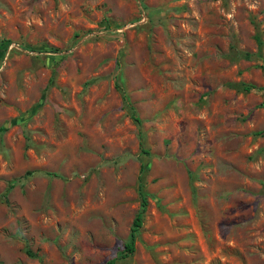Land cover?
<instances>
[{"label": "rangeland", "instance_id": "obj_1", "mask_svg": "<svg viewBox=\"0 0 264 264\" xmlns=\"http://www.w3.org/2000/svg\"><path fill=\"white\" fill-rule=\"evenodd\" d=\"M0 52V264H105L139 177L114 264H264V0H0Z\"/></svg>", "mask_w": 264, "mask_h": 264}, {"label": "trees", "instance_id": "obj_2", "mask_svg": "<svg viewBox=\"0 0 264 264\" xmlns=\"http://www.w3.org/2000/svg\"><path fill=\"white\" fill-rule=\"evenodd\" d=\"M6 47H7V45H5L2 48V55L5 52ZM0 54H1V52H0ZM248 88H249V86L246 87V89H248ZM123 99L126 101L125 95H123ZM131 117L136 122H140V119L138 118V116L135 114L134 111L131 112ZM52 175H57V174H52ZM138 192H139L140 201H141L140 210L137 212V214H136V216H135V218H134V220L132 222V226H131V229H130V233H129L128 239L126 240V242H124L123 249L120 250L118 255H116V257L108 259L105 264H114L118 259L126 258V257L131 255L135 251V238H136L137 233H138V231H139V229H140V227L142 225V221H143L142 220V215H143V213H144V211L146 209L147 203H148L147 202V198H146V193L144 191L143 180H142L141 177H139ZM29 253L32 254L30 251H29Z\"/></svg>", "mask_w": 264, "mask_h": 264}]
</instances>
